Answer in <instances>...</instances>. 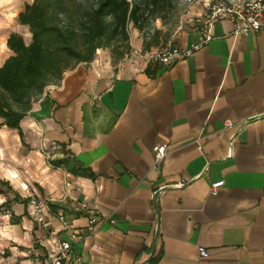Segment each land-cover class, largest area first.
Here are the masks:
<instances>
[{
  "label": "crops",
  "instance_id": "0c3cea01",
  "mask_svg": "<svg viewBox=\"0 0 264 264\" xmlns=\"http://www.w3.org/2000/svg\"><path fill=\"white\" fill-rule=\"evenodd\" d=\"M32 2L0 0V66L10 33L31 42L19 13ZM211 36L149 71L81 62L19 128L0 116V264H32L70 240L60 211L85 236L71 264H264V29L235 35L224 18ZM198 38L190 30L177 45ZM28 193L47 205V229ZM90 212L100 220L92 235Z\"/></svg>",
  "mask_w": 264,
  "mask_h": 264
},
{
  "label": "trees",
  "instance_id": "16d2710c",
  "mask_svg": "<svg viewBox=\"0 0 264 264\" xmlns=\"http://www.w3.org/2000/svg\"><path fill=\"white\" fill-rule=\"evenodd\" d=\"M168 0H33L19 13L32 40L10 33L7 45L13 51L0 66V116L3 124L19 128L35 98L66 71L81 62H91L99 48L113 40H129L128 24L143 27L149 7ZM149 68L147 67L146 70ZM62 161H52L60 166ZM25 203L28 202L24 200ZM48 206L55 212L56 207Z\"/></svg>",
  "mask_w": 264,
  "mask_h": 264
},
{
  "label": "built area",
  "instance_id": "2783aa9c",
  "mask_svg": "<svg viewBox=\"0 0 264 264\" xmlns=\"http://www.w3.org/2000/svg\"><path fill=\"white\" fill-rule=\"evenodd\" d=\"M227 18L232 22L233 32L235 35H248L251 32H258L264 29V0H250L242 3L227 2L225 0L209 3L206 9L196 16L194 24L196 31L199 33L197 43L189 47H181L178 45H169L160 50L152 51L150 53L139 55L140 62L134 60V67L136 70H143L149 64L169 65L176 59L188 57L193 52L203 45H205L211 38V29L213 25ZM226 127L231 126V121L227 120ZM233 143V138L230 140V145ZM166 145L161 144L155 147V160L159 161L165 154ZM224 180L213 182L210 187V194L215 195L223 186ZM163 190L159 187L155 190V197ZM29 204L32 207V215L39 225L47 229L48 222L45 215L44 202H41L34 194L28 193ZM80 208L87 209V204L82 203ZM56 217L63 226V230L68 233L70 240H61L56 244L55 250L50 251L49 256L43 258L38 254H33L32 264H71L74 261H80L82 257L75 252V245L84 239V234L75 229L67 216L63 212H57ZM99 217L92 212L88 216V224L86 226L87 232L92 235L98 229ZM207 250L200 248V254L205 255Z\"/></svg>",
  "mask_w": 264,
  "mask_h": 264
},
{
  "label": "rangeland",
  "instance_id": "374dc122",
  "mask_svg": "<svg viewBox=\"0 0 264 264\" xmlns=\"http://www.w3.org/2000/svg\"><path fill=\"white\" fill-rule=\"evenodd\" d=\"M216 1L220 0H168L158 7L151 6L145 15L143 27H137L132 22L128 24V41L120 38L113 40L112 45L99 48L95 58H98L101 64L108 66H121L125 63L132 65L135 64L134 60L140 62V54L144 55L169 45H177L183 33L190 30L196 31L194 24L196 16L206 9L207 4ZM225 1L242 3L250 0ZM58 83L52 80L47 87Z\"/></svg>",
  "mask_w": 264,
  "mask_h": 264
}]
</instances>
